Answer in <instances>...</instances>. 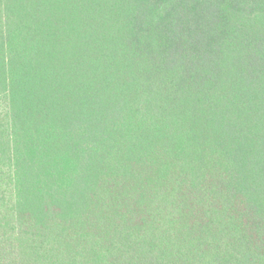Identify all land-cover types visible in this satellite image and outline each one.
Listing matches in <instances>:
<instances>
[{"label": "trees", "instance_id": "16d2710c", "mask_svg": "<svg viewBox=\"0 0 264 264\" xmlns=\"http://www.w3.org/2000/svg\"><path fill=\"white\" fill-rule=\"evenodd\" d=\"M0 264H264V0H0Z\"/></svg>", "mask_w": 264, "mask_h": 264}]
</instances>
